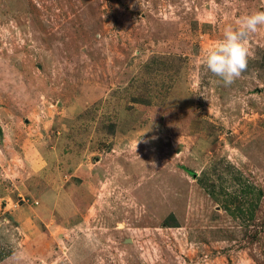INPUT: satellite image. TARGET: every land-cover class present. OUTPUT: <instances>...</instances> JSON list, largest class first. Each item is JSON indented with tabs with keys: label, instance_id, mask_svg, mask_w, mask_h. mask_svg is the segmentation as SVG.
Listing matches in <instances>:
<instances>
[{
	"label": "rangeland",
	"instance_id": "374dc122",
	"mask_svg": "<svg viewBox=\"0 0 264 264\" xmlns=\"http://www.w3.org/2000/svg\"><path fill=\"white\" fill-rule=\"evenodd\" d=\"M264 0H0V264H264Z\"/></svg>",
	"mask_w": 264,
	"mask_h": 264
},
{
	"label": "clouds",
	"instance_id": "9594fccd",
	"mask_svg": "<svg viewBox=\"0 0 264 264\" xmlns=\"http://www.w3.org/2000/svg\"><path fill=\"white\" fill-rule=\"evenodd\" d=\"M238 27L224 30L222 39L206 50L202 67L218 77L225 86H230L247 71L252 52L248 35L264 26V11H256L237 21Z\"/></svg>",
	"mask_w": 264,
	"mask_h": 264
}]
</instances>
